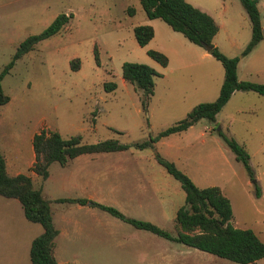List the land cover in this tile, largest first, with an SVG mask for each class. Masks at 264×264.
Here are the masks:
<instances>
[{"label": "rangeland", "instance_id": "rangeland-1", "mask_svg": "<svg viewBox=\"0 0 264 264\" xmlns=\"http://www.w3.org/2000/svg\"><path fill=\"white\" fill-rule=\"evenodd\" d=\"M185 1L212 16L218 26L214 37L218 50L238 59L237 79L264 84V50L260 49L264 46V0L257 2L263 37L243 56L250 25L239 0ZM60 13L68 17L60 31L15 60L0 81L9 97L0 105V152L7 155L16 147L26 155L31 152L32 134L42 128L62 137L78 135L86 143L115 139L128 147L80 154L65 165L52 162L43 181L21 164L50 200L57 229L56 264H239L137 229L88 203L54 199L87 198L124 216L149 221L174 236L173 217L184 193L154 160L156 151L197 187H221L231 201L235 227L251 229L264 243L262 96L233 91L216 113V125L199 119L184 131L157 140L154 148L137 149L134 143L154 137L197 103L216 98L223 79L220 63L212 57L185 56L183 44L191 43L162 20L146 18L138 0H0V70L20 41L41 32ZM139 24L150 25L155 32L142 47L132 33ZM148 48L167 56L166 66L152 60L145 53ZM72 59L78 61L75 70L70 68ZM124 61L157 71L144 108L141 92L121 78ZM105 81L114 82L115 88L105 91ZM235 108L245 112L230 115ZM228 123L235 137L245 142L253 173L250 183L217 135L218 127L228 134ZM255 183L260 198L254 195ZM3 202L10 204L8 210L0 204V264H29L27 239L41 227L24 218L16 199L0 196ZM255 264H264V257Z\"/></svg>", "mask_w": 264, "mask_h": 264}, {"label": "trees", "instance_id": "trees-1", "mask_svg": "<svg viewBox=\"0 0 264 264\" xmlns=\"http://www.w3.org/2000/svg\"><path fill=\"white\" fill-rule=\"evenodd\" d=\"M258 0H239L250 25V38L243 48L241 55H246L263 37L260 17L257 10ZM140 8L148 19L158 18L166 23L173 31L180 33L192 44L210 47L208 53L217 60L223 70V79L217 96L212 101L199 102L193 106L181 119L161 129L154 137L147 141L134 143L137 149L154 148L153 143L161 137L171 133L181 132L199 119H205L216 125L215 115L227 102L231 93L236 90L254 91L264 97V84L236 77L237 57L225 56L211 42L217 31V25L204 11L194 7L185 0H138ZM132 13V9H128ZM68 21L67 15L57 14L52 21L39 33L25 37L16 46L10 60L0 70V81L13 66L15 60L32 50L34 45L60 31ZM133 37L139 46H144L153 36L150 25L139 24L132 28ZM145 53L160 66H165L167 57L155 49H146ZM94 58L97 60V50L94 48ZM70 68H78V61L72 59ZM120 75L127 82L141 92V107L153 92V79L157 72L150 66L131 61H124L120 65ZM105 91H112L115 83L103 82ZM9 97L0 83V105L5 104ZM226 147L232 152L235 161L243 167L249 180L253 173L249 164V155L245 148L222 130H217ZM31 147L34 160L28 168L42 181L48 176V166L52 162L65 165L74 157L84 153H98L125 150L128 146L115 139H105L95 143L83 142L80 136L62 137L56 131L40 129L31 136ZM154 160L174 178L184 193L183 203L177 207L173 217L176 234L157 227L145 220L124 216L115 208L88 200L87 198H55V202L76 203L101 209L108 214L132 225L137 229L150 231L162 238L193 247L218 257L228 259L239 264H254L264 256V243L249 228L235 227L230 223L232 210L230 202L217 186L197 187L192 180L173 162L163 158L156 151ZM0 195L15 198L22 209L24 218L40 225L42 231L33 237L29 244L28 258L30 264H56L53 255L54 238L57 229L51 220L49 208L50 200L46 199L41 186H34L31 177L26 173L9 175L5 169V160L0 152ZM254 195L259 196V189L255 183Z\"/></svg>", "mask_w": 264, "mask_h": 264}, {"label": "crops", "instance_id": "crops-1", "mask_svg": "<svg viewBox=\"0 0 264 264\" xmlns=\"http://www.w3.org/2000/svg\"><path fill=\"white\" fill-rule=\"evenodd\" d=\"M258 2V1H257ZM205 13H207L211 18H212V16L208 13V12H206V11H204ZM213 19V18H212ZM213 21H214V19H213ZM153 29V28H152ZM217 30H218V26H217ZM217 32V31H216ZM154 34H155V32H154V30H153V36H154ZM216 34V33H215ZM215 34H214V36L212 37V40H211V42H212V44L214 45V46H216L217 47V43L214 41V37H215ZM152 36V37H153ZM189 42V41H188ZM261 42V40L258 42V43H260ZM190 43V42H189ZM258 43L249 51V52H251L255 47H257V45H258ZM183 48H184V55L186 56H189V57H192V56H196V57H198L199 59H210L212 56L202 47V46H198V45H195V44H183ZM261 51L262 50H264V46H261ZM164 53H165V51H164ZM166 54V53H165ZM167 55V54H166ZM167 57V56H166ZM213 58V57H212ZM167 63H168V57H167ZM166 63V64H167ZM166 66V65H165ZM155 71H156V69H154ZM157 72V71H156ZM123 80V79H122ZM236 91H238V90H236ZM234 95V92H232L231 93V95H230V97L231 96H233ZM259 95V94H258ZM261 96V95H260ZM230 97H229V99L228 100H230ZM262 99L263 100H261V110L264 112V97L262 96ZM228 100H227V103H228ZM235 112H245V109H243V108H235L231 113H230V115H232L233 113H235ZM263 118H264V116H263ZM230 119H232V117L230 118ZM216 121V120H215ZM217 122V121H216ZM218 129H220L221 130V128L220 127H218ZM217 129V130H218ZM227 131H228V134L227 133H225L226 135H228V136H230V137H232L233 139L234 138H236L235 137V135H234V133H233V131L230 129V125H229V123H228V125H227ZM226 132V131H225ZM176 133H179V132H176ZM171 134H174V133H171ZM230 134V135H229ZM168 135H170V134H168ZM168 135H166V136H168ZM166 136H164V137H166ZM161 138H163V137H161ZM160 138V139H161ZM159 140V139H158ZM235 140V139H234ZM241 139H237L236 138V142H238L239 144H241L243 147L244 146H246V145H244L245 144V142L242 140V141H240ZM153 146H154V143H153ZM246 150V149H245ZM2 153V152H1ZM3 154V153H2ZM3 156H4V160H5V169H6V171H7V173L9 174V175H16V174H18V173H26V170H27V168H29L30 166H31V164H32V162H33V160H34V154H33V151H32V147H31V152L29 151V152H26V155H22L21 154V152L16 148V147H14L13 148V151H9V152H7V155H4L3 154ZM79 156V155H78ZM77 157V156H76ZM21 164H24L25 165V167H26V170L24 171L22 168H21ZM254 181H256V180H254ZM250 183V180H249V178H248V180H246V183ZM257 182V181H256ZM219 188V190H220V192L225 196V197H227L224 193H223V191H222V188L221 187H218ZM1 196V195H0ZM262 196V193H261V191L259 190V198ZM1 197H4V196H1ZM5 199H15V198H10V197H4ZM228 198V200H229V202H231L230 201V199H229V197H227ZM17 201V200H16ZM18 202V201H17ZM19 203V202H18ZM0 204H2L3 206H6V209L8 210L9 208V204H8V202H3V203H0ZM20 205V204H19ZM20 209H21V206H20ZM177 209V208H176ZM175 209V210H176ZM21 212H22V209H21ZM230 223L233 225V226H235L234 224H233V222H232V220H230ZM41 231H42V229H40V231H37L36 230V232L37 233H34V235H33V237H35L36 235H38V234H40L41 233ZM33 237H30V238H28L27 239V243H28V249H29V244H30V241H31V239L33 238ZM54 248H55V241H54ZM54 248H53V255H54ZM264 257V256H263ZM54 259H55V256H54ZM261 259V258H260ZM28 260H29V258H28ZM259 260V259H258ZM56 261V260H55ZM257 261V260H256ZM256 261H255V263H256ZM254 263V264H255ZM30 264V263H29Z\"/></svg>", "mask_w": 264, "mask_h": 264}, {"label": "water", "instance_id": "water-1", "mask_svg": "<svg viewBox=\"0 0 264 264\" xmlns=\"http://www.w3.org/2000/svg\"><path fill=\"white\" fill-rule=\"evenodd\" d=\"M202 47H203L207 52H208L209 49H210V47H209L208 45H206V44H203Z\"/></svg>", "mask_w": 264, "mask_h": 264}]
</instances>
